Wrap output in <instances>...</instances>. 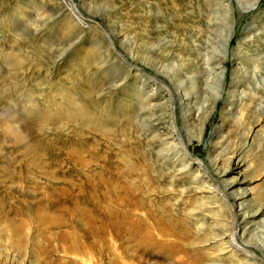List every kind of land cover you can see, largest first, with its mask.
Returning <instances> with one entry per match:
<instances>
[{
  "label": "rangeland",
  "instance_id": "rangeland-1",
  "mask_svg": "<svg viewBox=\"0 0 264 264\" xmlns=\"http://www.w3.org/2000/svg\"><path fill=\"white\" fill-rule=\"evenodd\" d=\"M17 49L23 58L11 65L1 53ZM0 51V264H264V0H0ZM219 57L223 68L211 74L208 63ZM130 64L174 96L172 82L190 73L192 128L181 137L195 160L187 172L164 160L153 138L170 137L158 117L168 109L165 91L152 78L139 79ZM140 86L156 90L151 111L138 102ZM62 88L85 111L63 129L55 121L44 130L27 114L26 98L37 110L54 108ZM176 116L182 124L181 109ZM231 157L238 164L218 173L212 161ZM203 166L212 175L208 188L193 182ZM101 168L129 195L77 204L79 175L89 180ZM215 188L224 192L222 206ZM47 207L68 213V225L33 222ZM91 214L97 226L86 224ZM8 220L24 223L19 243L8 239ZM133 222L150 233L145 243L132 237Z\"/></svg>",
  "mask_w": 264,
  "mask_h": 264
},
{
  "label": "bare ground",
  "instance_id": "bare-ground-1",
  "mask_svg": "<svg viewBox=\"0 0 264 264\" xmlns=\"http://www.w3.org/2000/svg\"><path fill=\"white\" fill-rule=\"evenodd\" d=\"M40 9H41V7H39V6L36 7V11L37 12ZM22 13H24V10L23 11L20 10L18 12V14H22ZM25 15H26V13H25ZM28 15H29L28 18L31 19L32 16H30V14H27V16ZM75 15L77 17H80V14L77 13V12H75ZM7 17H8V15H5L3 17V21H5V20L7 21L9 19V17H8V19H7ZM79 21L82 24L84 23L81 20H79ZM79 21H77L76 23L79 24ZM13 22H14V20H13ZM68 25H69V22L66 23V26H64L65 27L64 31H63L64 33L67 31L66 29H67ZM76 26H77V24L73 25V27H76ZM229 39H230V35L227 36L226 43L229 41ZM1 54L4 55V60L6 62H9L11 65H16L17 63L21 62L20 60H22V58H23V54H22V52L20 50L16 51L15 55H9V54H7L5 52L1 53ZM92 54H94V53L88 52L87 55H85V58H84L85 61L84 62H86L87 66L91 62ZM95 54H97V53H95ZM221 62H222V58L219 57V58H216L215 61H213L211 63H208V65H211L209 67L211 74H213V73L215 74V70L216 69L223 68V66L221 65ZM129 66H130V70L132 72H134V74L139 79L144 78V80H147L148 77L152 78L153 80L159 82L158 87L156 88V90L158 89V90H163V92L165 91L164 94H163V97H167V100H169V103L166 105V107L168 109L166 111L160 113L158 117L160 118V120H162V124L164 126L162 128H164V130L169 131L170 137L169 138H165V137L162 136L163 135L162 133L157 132L153 136V138L156 139L157 145L160 146V152L163 153L164 151H166V153H167V155H161V157L164 160H171L173 162L179 163L180 164L179 170H184V171L187 172L189 170V168H190V164L195 160V156H193V154L189 151V148H188L189 145L187 143L188 140L184 141L182 139V137H181L183 130L189 131V129L192 128V125L190 123L189 109L192 106V103L195 104V101L192 100L193 97H191L192 94H193L192 91H191L192 88H193V86H192L193 83L191 81H189V80H192V77L190 76V73L189 72H185V76L178 80L177 86H175L173 84L174 82H172L171 85H172L173 89L175 90V96H174L172 94V90L168 86L163 84V82L160 81L157 77H155V76H148L147 77L145 75V73L138 66H133L132 64H130ZM222 74H223V71H221L219 74H217V79H218L217 80V87L214 90L215 94H214V97H213L212 103H211L213 107L217 104V101L221 98V91H222V84H221L222 80L221 79H222ZM238 76H239V74H238V72H236L235 77L238 78ZM234 81H235L234 83H238V81L236 79H234ZM156 90L150 89V90L144 91L143 86H140V89L138 91L139 94L137 96V99H138V102L141 104V106L148 107L150 109V111L153 110L151 107H149L148 103H149V101H151V98L155 94ZM26 101L28 103V107L26 109L27 114H29L31 117L35 118V120L39 121L40 124L42 125V128L44 130H49L50 129L49 124H55L54 123L55 121H60L58 127L63 129L64 127H66L68 125V123L72 122V120H76L77 118H80L81 114L85 111L84 106L80 105L75 100V98H72L70 92L66 88H62V91L60 93V98H59L58 102L53 105L54 108L44 109V110L40 111V110H37L36 108H32L34 105H33V103H31V98H29V99L26 98ZM228 104H231V101H228ZM177 108L181 109L183 111L182 124L179 123V120L177 119V116H176V109ZM146 113H147V116H152L153 117L155 115V113H153V112H147L146 111ZM141 114L144 115L145 113L142 112V113H140V115ZM8 121H9V125H7V128L8 129H10V128L14 129L17 132V125L13 123V120L8 118ZM204 122L205 121H202V123L198 127L195 128L194 137H196L198 140H201V138L203 136L202 135V132H203L202 130H203ZM220 127H221V125H219L216 128V130L214 132V135H213L214 138H217V137H219L221 135ZM151 128L152 129H151L150 132H152L154 130V125H151ZM174 137H175V139H174ZM30 146L31 145H28V147H30ZM72 149L75 150V151L77 150L74 142H73ZM79 150L81 151V149H79ZM92 157H93V155H92ZM81 159L82 158L79 155H77L75 161H78V160H81ZM232 162L235 165L238 164V160L234 161V159L232 157L226 163L219 164L217 161H214V162L212 161V163L216 164L218 173H221V172L224 173L229 168V166H230V164ZM103 167H107V168H104L103 171H106L107 169H109L106 161L102 165V168ZM102 168H101V172H100L101 174L98 175V177H89V180H83V176L79 175L80 187H79V193H77L76 196H80L82 198V200L80 201L79 199H76V203L77 204H78V202L79 203H84L86 198H87V196H128L129 195L128 191L123 186H121L120 184L119 185L118 184H114L108 178L105 180L103 178ZM202 169H203L202 171H197V174H199L201 177H199V178L195 177L193 182L195 184L202 185L201 187H203V188H208L207 181H208V179L212 178L211 177L212 175L210 173V169L208 168V166L207 167L203 166ZM215 183H216V181H215ZM231 184H232V182L228 183L227 186H229ZM217 191H218V188H215V195H216L215 197L217 198V200H219L221 202L220 206H222V202L223 203L225 202V201H223V200H225V196L223 195L224 192H221V194L219 193V196H218L217 195V193H218ZM107 194H110V195H107ZM120 201H122V200H120ZM225 203H227V202H225ZM240 206H241L240 204H235V207H240ZM53 209H54V207H53ZM79 209L80 208H78V212H79L78 214L80 215V214H82L83 210L81 211ZM108 209H109V206H108ZM239 209L238 210L235 209L236 212H232V213H234L233 214L234 217L236 216V214L239 211ZM45 210L44 211L43 210L35 211V213L32 214V216H31L33 222L39 224L40 226H44V225H50L51 226V225H53L54 227L55 226H62V225L66 226V224L68 225V223L70 222V217H69L68 213H63V212L61 213L60 211H59L60 213H58L57 211L51 213L49 208H48V210H49L50 213H47V211H45ZM105 211H106V209H105ZM259 211H260V208H257L253 212V214H257ZM99 213H97V216H95L96 213L93 216L98 217V219H99V216H98ZM107 214H108V212H107ZM122 214H124V213L122 212ZM65 216H67V218H65ZM91 216H92V214H91ZM91 216H89V218L87 219L88 223H86V224L91 225V226L88 225L89 227H92V225H94V224H96V226H97V223H96L95 220H98V219H95L93 216L92 217ZM114 216H115V214H114ZM105 219H104V222H105ZM80 220L81 219H79V222H81ZM101 221L103 222V220H101ZM25 222L27 224L30 223V222H28V220L25 221ZM107 222H108V220H107ZM134 222H133L132 225H130L129 228L127 227L128 230L131 231V233L133 232V234H131V235H132V237L134 236L136 241L138 240L137 242L140 241V243H145L147 241V238L150 236V235L148 236V234H150V233L149 232L147 234L146 233H142L141 225L137 224V223L134 224ZM81 223H83V219H82ZM120 223H121V220H120ZM23 224L24 223L22 221H20V220H18V221L8 220L7 226L5 227V231L7 233L8 239L10 241L14 240V242H16V243L20 242V238H21L20 235H21ZM116 224H118V222H116ZM101 225H103V223ZM96 226H95V228H96ZM124 226L126 228V226H129V225H125L124 224ZM74 227H75V225H74ZM113 227H114V224H113ZM102 228H103V226L100 227V230ZM104 229H105V227H104ZM145 229H147V228H145ZM239 229L241 230L243 228L240 227ZM123 231H125V230L123 229ZM96 232H98V230ZM143 232H144V230H143ZM233 235L230 238L231 240L228 241L229 245L226 247V248H230V250L233 247L232 246V242H233L232 237H233ZM243 251H244V253L248 252V250H246V248H244Z\"/></svg>",
  "mask_w": 264,
  "mask_h": 264
}]
</instances>
